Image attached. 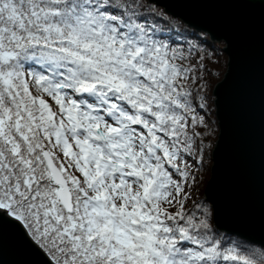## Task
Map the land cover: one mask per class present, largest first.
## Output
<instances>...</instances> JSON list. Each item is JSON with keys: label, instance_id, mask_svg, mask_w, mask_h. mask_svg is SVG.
<instances>
[{"label": "snow or ice", "instance_id": "snow-or-ice-1", "mask_svg": "<svg viewBox=\"0 0 264 264\" xmlns=\"http://www.w3.org/2000/svg\"><path fill=\"white\" fill-rule=\"evenodd\" d=\"M184 3L0 0V264H264V0Z\"/></svg>", "mask_w": 264, "mask_h": 264}, {"label": "water", "instance_id": "water-1", "mask_svg": "<svg viewBox=\"0 0 264 264\" xmlns=\"http://www.w3.org/2000/svg\"><path fill=\"white\" fill-rule=\"evenodd\" d=\"M159 4L165 6L170 13L182 18L193 27L195 26L190 23L189 18L201 19L209 11V8L205 5L184 3V0H159Z\"/></svg>", "mask_w": 264, "mask_h": 264}, {"label": "trees", "instance_id": "trees-1", "mask_svg": "<svg viewBox=\"0 0 264 264\" xmlns=\"http://www.w3.org/2000/svg\"><path fill=\"white\" fill-rule=\"evenodd\" d=\"M170 16V15H169ZM172 17V16H171ZM161 24H163L165 26L166 29H169V30H177L176 29V26H180V27H183V28H188L187 25H185L182 21H180L179 19L177 18H174L170 21H160ZM176 25V26H175ZM175 26V27H174ZM189 29V28H188ZM191 30V29H189ZM179 31H184L183 29L179 30ZM189 39H195V37H189Z\"/></svg>", "mask_w": 264, "mask_h": 264}, {"label": "bare ground", "instance_id": "bare-ground-1", "mask_svg": "<svg viewBox=\"0 0 264 264\" xmlns=\"http://www.w3.org/2000/svg\"><path fill=\"white\" fill-rule=\"evenodd\" d=\"M159 6H160V7H162V8H164V9H165V10H166V11L169 13V11L167 10V8H166L165 6H163V5H160V4H159ZM173 16H175V15L173 14ZM181 21H183V23H184L185 25H187L189 29L193 30V29L195 28V27H194V28H192L193 26H192V27H190L191 25H189V24H188V23H187L185 20H183V19H182ZM175 26H176V25H175ZM175 26H174V27H175ZM176 29H177V30H181V29H183V30H184L185 28H183V27H180V26H176ZM197 31H199V30L197 29ZM209 37H211V36H209ZM211 41H212V37H211V38H209V42H211Z\"/></svg>", "mask_w": 264, "mask_h": 264}, {"label": "rangeland", "instance_id": "rangeland-1", "mask_svg": "<svg viewBox=\"0 0 264 264\" xmlns=\"http://www.w3.org/2000/svg\"><path fill=\"white\" fill-rule=\"evenodd\" d=\"M168 15H170V16H172V17H174V18H177V19H179L180 21L182 20V18H180V17H178V16H173V14L172 13H168ZM183 22V21H182ZM190 27H192V26H190ZM192 28H194V27H192ZM209 38H211V37H209Z\"/></svg>", "mask_w": 264, "mask_h": 264}]
</instances>
